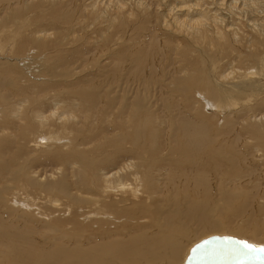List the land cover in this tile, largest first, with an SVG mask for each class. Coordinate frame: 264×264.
Masks as SVG:
<instances>
[{
	"label": "bare ground",
	"instance_id": "1",
	"mask_svg": "<svg viewBox=\"0 0 264 264\" xmlns=\"http://www.w3.org/2000/svg\"><path fill=\"white\" fill-rule=\"evenodd\" d=\"M42 1L0 12L2 23L13 25L7 40L22 34L26 10L38 23L23 32L28 50L21 41L0 59L3 86L11 91L18 83L27 99L34 96L22 108L23 95L6 101L0 91V157L23 146L37 155L35 166L43 160L66 168L30 169L10 185L15 162L0 161V264H264L234 258L224 239L264 246V0H76L77 9L71 0L46 8ZM56 24L72 35L85 31L86 53L100 48L93 67L114 71L121 98L130 96L120 112L103 110L96 94L115 99L99 82L90 87L101 92L23 83L54 82L53 55L35 49ZM241 45L246 56L237 51ZM236 57L248 61L234 65ZM11 69L21 72L15 80ZM121 70L130 74L123 78ZM142 84L153 87L142 97L148 103L138 96ZM164 94L173 115L169 108L158 113ZM64 107L79 119L56 110ZM8 129L14 136L2 139ZM102 132L110 139L102 136L94 148ZM29 159L15 165L22 169ZM78 220L97 222L94 233L103 237L75 240L69 228ZM46 224L57 233L48 247L35 237Z\"/></svg>",
	"mask_w": 264,
	"mask_h": 264
},
{
	"label": "rangeland",
	"instance_id": "2",
	"mask_svg": "<svg viewBox=\"0 0 264 264\" xmlns=\"http://www.w3.org/2000/svg\"><path fill=\"white\" fill-rule=\"evenodd\" d=\"M50 1L51 0H43L42 1L43 8H46L50 4ZM57 1H59V0H57ZM64 1H66V0H64ZM73 1H75V2L73 3ZM24 2H25V0H23V1L22 0H18V2L16 0H0V12L3 9L4 10H9V9L15 8L16 6L17 7L18 6H23ZM70 3H71L70 4L71 5L70 7H74L75 9H77V7H80L78 4H76V0H71ZM6 6H8V7L6 8ZM1 13H0V15H1ZM24 16L27 17V18L24 21L23 28L20 29V31H22V34H20L21 36L19 35L20 37L19 36H16V40L15 41H12L10 39L7 40L8 38H6V35H8V32L10 31L11 27H13V25H10L12 23L6 22L4 24V22L2 23V20L0 19V33H1L0 34V59H1V56H3V54L5 53V51H7V48L8 47L13 46L14 44H15V46H17V45L20 44L21 41H24L25 42V47L23 46V50L24 49H27L28 50V48L31 47V44L28 43V39H26L28 37H26L24 33H29L30 30H33L34 29V26H36L38 23L37 24L34 23L36 18L34 16H32L31 11L26 10ZM21 21H23V19ZM21 21L20 20L19 21H16L15 24L17 25V24H19L18 22H21ZM46 22L47 21L44 20V23H46ZM28 23H29V25L27 26ZM63 24H65V22ZM2 26H4V27H2ZM1 27H2V29H1ZM24 29H27V30L24 31ZM62 29L63 28L60 25H57L56 24L53 29H51L50 31H48V34L45 35L44 41L41 42V43H44L45 44V46L41 49V51L40 50H37V49H40L39 46H38L39 48L35 49V51L37 53L43 52V53H45L44 55H46L48 57L50 55H53V58L50 57L49 61H50V65H53V70L51 69V71L53 72V74L55 72L54 75L52 74V76H53L52 78H53V81L54 82H50L49 85L47 84L48 81H46V80L43 81V83L46 81V83H44V84H42L41 82H39L37 80L36 81L35 80L34 81L25 80L26 82H23V79H24V76H23L22 77V80H21V83L23 82V83H26L27 84V82H30V83L35 82V83H32L35 90H41V89H43V88L46 87L47 88L46 91L55 90V89H61L62 88L64 90H71L73 92V91H76L77 89L82 90V87H83L88 92H90V91H96V92H98V91H100V88L103 89V88H106L107 87L108 88L107 89L108 92L106 90L105 91L103 90L104 91L103 92L102 89H101L102 92L101 91L100 92L101 93H104V95H106V94L109 95L108 98H114L115 101L114 100L106 99L104 97H101L98 94H96L95 97L101 103V105L103 107V110H107L109 108H114L115 111H119L120 112L121 111V107H122V100L128 102L130 96L128 95V97L125 96V98H121L122 93L120 94L118 92L119 91V88L118 87H119V85L121 83H118L117 79L114 77V75H113V72L114 71L110 70V71L106 72L107 71L106 69H100V70H98V68H97V65L98 64L96 65V67H95V65L93 67V63H92L93 62V59H94V61L97 60V56L100 54V51H101L100 48L98 46H96L97 47L96 50H94L93 52H90V53L89 52L86 53L85 52L86 49L82 46L83 45V41H85V38H86V32L84 31V33H83L81 31V32H78V33L72 35L71 33L62 31ZM39 41H41V40H38L37 41V45H38V42ZM55 43L57 44L58 47L56 46ZM54 45L56 46V48H58L57 50L55 49ZM239 47H238V50H237L238 52H240L239 54L242 55V56H246L245 54L248 53V50H246V48H244V46H242V45L239 46ZM245 50L247 51V53H245ZM57 51L60 52L61 54H58ZM79 51H80V53H76V52H79ZM237 51L235 52L236 55H238ZM22 52H23L22 49L19 50V52L15 56L16 57L21 56ZM241 52L242 53L244 52L245 54L244 53L242 54ZM240 55H238V57H240ZM238 57L234 58L235 59L234 62H233L234 65L237 64L236 60L239 59ZM241 59H242L241 63L242 62L245 63V61H248L247 58H244V57H241ZM241 59H239V60H241ZM89 61H90V63H88ZM44 63H45V61H44ZM246 64H244V65H246ZM248 64H249V66H251L250 63H248ZM47 65H49V64H47ZM113 69L117 70L119 68L118 67H114ZM17 70L19 72H16V71H14V70L11 69V71L9 73V79L10 80H15L17 73L21 74L20 70L19 69H17ZM104 70H106V71H104ZM21 71H22V69H21ZM119 72L122 73L123 78H124L126 72H128L126 74V76L130 74L129 73L130 71H128V70H121ZM43 74H45V73L43 72ZM43 74L40 73V76L42 75L41 76L42 79L40 77V81L43 80ZM57 74H59V75H57ZM55 76H57L58 78L55 77ZM0 84H1V86H3V84L1 82H0ZM96 84L98 86L101 84L100 85V88L99 87H95V88L90 87V86H94ZM70 86H72V87L70 88ZM110 86H114L115 88L114 87H110ZM143 86L144 85L142 84L141 87H137L138 90L141 89L139 91L137 90L138 92H140V93H138V94H140L138 96H140L141 99H142V97L143 98L146 97L147 94L151 95L152 94L151 93V89L153 90V87H151V84H147V86H145V87H143ZM164 88H165V85H164ZM0 89H1L0 91L3 90L2 92H4V90H6V92L8 93L6 96H2L4 99H6V101H8V99H10V98H15V97L16 98H22L24 96L23 99H25L26 101H24L22 108L31 107L32 106L31 98L34 97V96H32V97L30 96V97H28L29 99H27L26 97L28 96V93H25L26 94L25 95L23 93V91L19 88V84L18 83L15 85L14 89L11 90V91H10L9 88L4 87V86L1 87ZM137 91H136V94H137ZM105 92H107V93H105ZM158 92L160 93V91H158ZM156 95H158V94H156ZM156 97H158V96H156ZM160 97H162V98H160L159 103L156 106V108L158 110V113L161 112L162 115L165 116L166 115V113H165L166 112V109L169 108V110L167 111V114L169 112L171 113V115L175 114L174 111L176 109H175L174 106H172V103L169 102L170 99L167 100V101H165V94H164V96L161 95ZM170 98H172V97H170ZM27 100H28V102H27ZM142 100H143V102L148 103L146 100H144V99H142ZM170 101H172V100H170ZM151 102L154 103L153 101H150V103ZM164 102H167V104L166 103L164 104ZM147 106H148V104H147ZM165 106H166V108H165ZM1 107H4L3 106V102H2ZM56 110L57 111H63V112H72V111H74V116H76L75 118L78 117L77 119H79V116H78L79 114L77 112L75 114V111H76L75 108H66V107H64V108L59 109V110L57 108ZM262 112H264V109H262ZM163 113H165V114H163ZM176 113H177V111H176ZM95 121L97 122V120H95ZM82 132L83 131H78L77 134H80L81 133L80 135L83 136L84 132L83 133ZM14 134H15V131L13 129H8L7 130V133L6 134H3L2 139H11L14 136ZM101 134L102 135L99 138H97L98 141L97 140H94V141H92L93 143H90V145L93 146L94 148H95V146L98 147V146L102 145L104 143L103 141L109 140L110 139L109 135L112 134V133L111 132H108V133L102 132ZM63 136H65V135L64 134H59L55 138H61ZM102 136H103V141H102ZM163 136H165V135H163ZM220 140H221V137L219 138V141ZM251 141H253V139L250 136H243V138H242V142H251ZM96 142H98L100 145L98 143L96 144ZM39 149H40V151H39ZM25 150L26 149H24L23 146H21L18 149L13 150L11 152L9 151V152L5 153L2 157H0V161L5 162L8 165H9V163H12V161H14L16 163L18 160H20L22 158L23 159H29L30 158L29 161L27 162L26 166L24 168H22V169H19V167L16 166L15 163L14 164L12 163L11 171H12V175L14 177L13 176H7V181L8 182H5L6 184H10V185L13 184V185H15L16 184V180H17V177L21 173L27 174L30 169H32V171H34V170H36L38 168V169H41V171H43V170H45L44 168L51 169V168H55V167H61V165H62L63 168H66V164L63 163V162H61V165H60V162H57V163L54 162L52 164H48L47 165V163L45 161H43V160L42 161H43L44 164L42 163V166H41V163H39V162H42V161H39L37 163L39 165V167L38 166H35V162H36L35 161V157L37 156L36 153L37 154L40 153L41 152V148H38L36 152L35 151L32 152L34 156L36 155L33 158H31V156H29V151L28 150L25 151ZM68 152H71V151H69V149H68ZM133 159H134V161H137L138 160L136 158V156H133ZM48 171L49 170H47V172ZM28 189H29L30 193L32 195H34V190L31 189V188H28ZM11 194H12V192H11ZM9 195L10 194H8V197H10ZM17 197L26 198L23 194L21 196H17ZM49 197L50 198H55V197L61 198V196H59V195H51ZM22 198H17V199H22ZM26 199H29V200L32 201V196L30 195V197H28ZM47 202H49V200H47ZM21 208H24V207L22 206ZM84 208H86V209H88V208L89 209H93L92 207H88V205H85V204H84ZM231 221H233V219ZM97 226H99V225L95 221H91V222L84 223V222H81L80 220H78L77 222H74V224L70 225V228H69V232L70 233L69 234L71 236H73V238L75 240L77 238V240L78 241L80 240L81 242L98 240V239L102 238L103 236H97L94 233V231L96 230ZM35 227H36V225H35ZM37 228L38 229H37V233H36V236H35L36 239H37V241L38 242H41L42 244H44V246L48 247L50 245L48 240H53V238L57 235V233L54 232L53 230H51L50 227L48 226V224H46L45 228L42 225L40 227H37ZM46 232H47V235L45 237V234L44 233H46ZM97 234H98V232H97ZM73 242H74V240H73Z\"/></svg>",
	"mask_w": 264,
	"mask_h": 264
},
{
	"label": "snow or ice",
	"instance_id": "3",
	"mask_svg": "<svg viewBox=\"0 0 264 264\" xmlns=\"http://www.w3.org/2000/svg\"><path fill=\"white\" fill-rule=\"evenodd\" d=\"M228 244L232 246L233 256L236 259L240 257H247L249 259L255 258L262 260L264 262V246H257L255 244H251L245 240H233L230 237H225ZM204 243H208V241H204ZM203 245H198L197 247H202ZM241 264L243 262L241 261Z\"/></svg>",
	"mask_w": 264,
	"mask_h": 264
}]
</instances>
